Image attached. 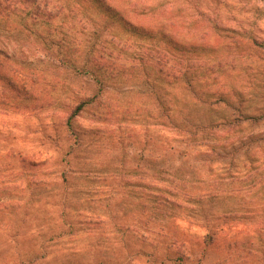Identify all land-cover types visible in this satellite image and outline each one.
<instances>
[{"label":"trees","instance_id":"trees-1","mask_svg":"<svg viewBox=\"0 0 264 264\" xmlns=\"http://www.w3.org/2000/svg\"><path fill=\"white\" fill-rule=\"evenodd\" d=\"M42 1L33 0L35 39L43 60L55 71L83 81L88 92L72 93L69 103L62 104L68 114L61 126L69 142L65 158L78 153L79 160H90L94 150L124 151L119 125L145 123L148 155L139 160L150 168L148 189L162 193L158 201L148 198L145 224L158 218L179 220L203 232L197 260L175 237L172 255L161 252L151 259L156 264H203V253L219 242L225 244L224 264H264V134L252 132L264 121V109L243 111L245 93L242 80L235 77L234 82L229 75L237 73V67L227 63L228 45L213 40L212 34L184 30L178 20L164 19L146 0H50L49 13ZM239 45L233 43L231 49L238 52ZM55 79L52 86L57 90L62 82ZM122 91H135L146 107L122 101ZM83 115L114 130L90 128L81 133L75 123ZM160 130L168 135L157 144L152 133ZM104 140L110 143L101 147ZM122 154L107 170L124 167ZM180 156L192 159L188 169L173 168ZM242 159L246 173L232 174ZM71 163L65 161L70 171L93 170L90 164L82 169ZM243 176L255 182L253 190L229 188V179ZM198 188L200 192L192 191ZM258 195L259 201L252 204Z\"/></svg>","mask_w":264,"mask_h":264},{"label":"rangeland","instance_id":"rangeland-1","mask_svg":"<svg viewBox=\"0 0 264 264\" xmlns=\"http://www.w3.org/2000/svg\"><path fill=\"white\" fill-rule=\"evenodd\" d=\"M146 2L158 8L164 19L178 20L184 30L212 34L213 40L228 45L227 63L237 67V73L229 75L234 82L235 77L242 80L245 93L243 111L254 114L264 109V0ZM41 6L48 13L53 8L50 0H43ZM34 13L33 0H0V264H109L108 260L156 264L153 254L172 255L180 241L195 260L200 258L202 231L163 218L145 224L148 198L155 196L158 201L162 194L148 189L150 168L139 160L148 155L145 123L119 125L124 151L94 150L90 160H79L78 153L65 158L69 142L61 126L68 114L62 104L69 103L72 93L86 90L83 81L55 71L43 60L35 39ZM233 43L240 44L238 52L231 49ZM55 78L62 82L57 90L52 86ZM121 94L122 101L146 107L135 91ZM91 120L87 115L77 118L76 130H114ZM252 132L264 134V121ZM152 135L161 144L168 134L160 130ZM106 143L110 142L102 141L101 147ZM121 154L124 167L107 170ZM66 160L82 169L90 164L93 170L70 171ZM190 164L192 159L175 157L173 168L188 169ZM231 171L245 174L244 160ZM251 186L253 190L255 182L244 176L229 179V188L246 191ZM259 197L250 202H258ZM203 255V264H224L225 244L218 242Z\"/></svg>","mask_w":264,"mask_h":264}]
</instances>
